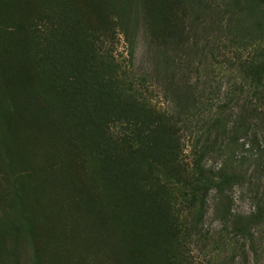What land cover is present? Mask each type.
<instances>
[{"label":"trees","instance_id":"16d2710c","mask_svg":"<svg viewBox=\"0 0 264 264\" xmlns=\"http://www.w3.org/2000/svg\"><path fill=\"white\" fill-rule=\"evenodd\" d=\"M43 2L51 7L38 12L46 27L34 54L35 81L53 114L63 118L104 219L123 235L135 236L141 249L150 246L153 256L174 264L175 255L166 251L182 241L173 219L179 206L184 203L197 221L212 190L223 195L242 181L224 168L232 161V147L202 142V125L225 121V127L233 118L230 130L246 134V118L264 117L261 48L249 59H234L236 83L206 64L201 74L203 63L193 62V54L212 48L216 36L219 41L236 32L264 30V0H236L235 7L224 10L208 0H111L127 46L124 59L131 65L140 19L148 64L140 75L113 54L107 21L91 24L90 11L71 0ZM213 82L223 83L222 99L214 98L212 89L219 87ZM216 152L225 161L215 169L204 167L203 160ZM257 211L264 218V206Z\"/></svg>","mask_w":264,"mask_h":264},{"label":"rangeland","instance_id":"374dc122","mask_svg":"<svg viewBox=\"0 0 264 264\" xmlns=\"http://www.w3.org/2000/svg\"><path fill=\"white\" fill-rule=\"evenodd\" d=\"M71 1L90 11L91 24L107 21L118 61L137 75L145 71L140 19L132 38L131 65L124 59L127 46L111 0ZM208 2L221 10L236 4V0ZM48 6L43 0H0V264H113L114 260L165 264L152 255L150 246L141 249L135 236L123 235L104 219L63 118L53 114L49 97L35 81L34 54L41 49L38 35L46 27L39 22L38 12ZM216 39L212 48L193 54V62L203 63L201 74L207 67L236 83L240 76L234 59H249L260 48L264 52V30ZM216 79L214 73L212 81ZM213 85L219 87L212 89L214 98L222 99L223 83ZM237 108L234 105L233 111ZM232 119L225 127V121L213 127L207 120L200 138L215 142V148L232 147V161L224 168L240 175L241 184L223 195L212 190L197 221L184 203L179 206L173 219L180 226L182 241L166 251V256L175 255L174 264H264V218L257 211L264 206V117L246 118V134L230 130ZM185 153L191 159L189 147ZM219 155H208L204 167H219L225 161ZM237 157L244 159L237 162Z\"/></svg>","mask_w":264,"mask_h":264}]
</instances>
